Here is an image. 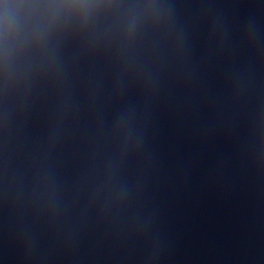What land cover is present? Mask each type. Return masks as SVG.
I'll use <instances>...</instances> for the list:
<instances>
[{
    "label": "water",
    "instance_id": "1",
    "mask_svg": "<svg viewBox=\"0 0 264 264\" xmlns=\"http://www.w3.org/2000/svg\"><path fill=\"white\" fill-rule=\"evenodd\" d=\"M0 264H264V0H0Z\"/></svg>",
    "mask_w": 264,
    "mask_h": 264
}]
</instances>
